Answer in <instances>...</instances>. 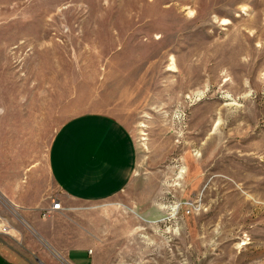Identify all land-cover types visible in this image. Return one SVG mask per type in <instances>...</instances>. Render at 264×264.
Returning <instances> with one entry per match:
<instances>
[{"label":"rangeland","instance_id":"rangeland-1","mask_svg":"<svg viewBox=\"0 0 264 264\" xmlns=\"http://www.w3.org/2000/svg\"><path fill=\"white\" fill-rule=\"evenodd\" d=\"M86 113L136 147L91 203L48 169ZM0 234V264H264V0H0Z\"/></svg>","mask_w":264,"mask_h":264},{"label":"crops","instance_id":"crops-1","mask_svg":"<svg viewBox=\"0 0 264 264\" xmlns=\"http://www.w3.org/2000/svg\"><path fill=\"white\" fill-rule=\"evenodd\" d=\"M135 163L136 147L130 133L120 121L102 113L70 119L55 135L48 154L53 182L68 199L76 202L105 201L118 195L130 183ZM23 222L32 233L40 235L30 221ZM6 233L9 234L7 230ZM2 243L0 240V247ZM77 252L79 257L72 264L88 261L85 252ZM5 254L12 264H33L17 252L14 256ZM73 254L67 253V259Z\"/></svg>","mask_w":264,"mask_h":264},{"label":"built area","instance_id":"built-area-1","mask_svg":"<svg viewBox=\"0 0 264 264\" xmlns=\"http://www.w3.org/2000/svg\"><path fill=\"white\" fill-rule=\"evenodd\" d=\"M60 210H62V206L60 202L56 201L53 204H51V206L46 211L47 213H52Z\"/></svg>","mask_w":264,"mask_h":264},{"label":"bare ground","instance_id":"bare-ground-1","mask_svg":"<svg viewBox=\"0 0 264 264\" xmlns=\"http://www.w3.org/2000/svg\"><path fill=\"white\" fill-rule=\"evenodd\" d=\"M223 23H227L228 21L225 19H223V21H222ZM170 59V58H169ZM171 61H172V58H171ZM173 62V61H172ZM174 63H171L170 64V69H168L169 71H174L175 70V66L173 65ZM9 207V206H8Z\"/></svg>","mask_w":264,"mask_h":264}]
</instances>
